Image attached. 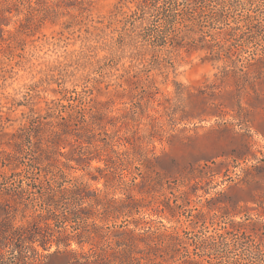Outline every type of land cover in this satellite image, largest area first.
Masks as SVG:
<instances>
[{"label": "rangeland", "instance_id": "obj_1", "mask_svg": "<svg viewBox=\"0 0 264 264\" xmlns=\"http://www.w3.org/2000/svg\"><path fill=\"white\" fill-rule=\"evenodd\" d=\"M30 1L33 18L19 28L30 17ZM58 1L18 0L2 20L0 156L15 155L21 162L16 170L27 168L45 148L62 104L96 105L101 135L75 149L77 136L64 135L60 154L52 153L49 162L59 159L66 181L108 197L138 198L130 212L86 219L88 229L95 222L107 234L100 245L117 248L123 241L129 248L124 230H167L178 235L177 248L147 253L135 239L141 253L135 251L133 264H182L185 258L264 264V64L256 62L264 49V0H198L203 15L184 37L171 41L165 34V42L153 40L151 13H132L134 0H86L82 8L75 0ZM246 17H259L252 29L259 38L241 35ZM36 120L47 123L34 127L20 147L12 145V135ZM125 150L135 166L114 153ZM45 163L40 167L47 169ZM252 165L262 167L247 173ZM10 168L0 165V171ZM23 187L21 202L10 200L9 207L6 198L17 188L11 182L0 187V264H67L70 252L96 248L99 238L88 239L75 217L61 223V211L79 204L60 205L49 234L37 228L27 234L30 241L15 239L12 228L45 213L31 199L37 188ZM237 222L248 225L232 231ZM62 226L67 230L60 234Z\"/></svg>", "mask_w": 264, "mask_h": 264}, {"label": "trees", "instance_id": "obj_2", "mask_svg": "<svg viewBox=\"0 0 264 264\" xmlns=\"http://www.w3.org/2000/svg\"><path fill=\"white\" fill-rule=\"evenodd\" d=\"M18 0H0V38L3 34V28L1 26L2 20L5 19V12H11L12 9L17 8ZM202 1V0H201ZM200 1V2H201ZM6 3L5 6H1V3ZM37 3V0H35ZM40 0H38V3ZM63 0H59L57 5L60 6V3ZM76 4H79L80 8H82L86 0H75ZM135 8L134 14H138L139 17L144 15V13L149 12L153 15V21L157 25L155 27L154 34L152 35L153 40L155 42L161 41L165 42L164 38L165 34L172 35L170 36V40L173 41L175 37L180 35L181 37L185 36L186 29H191L189 27H193V25H189L190 23H194L198 21L199 18L204 13V6L199 5L198 0H134ZM28 8L30 9L29 15L30 17H25L23 20L19 21V28H22L28 24V21L33 18L32 11L36 10L34 5L29 3ZM17 10V9H16ZM262 15H264V10L260 11ZM28 18V20H27ZM260 25L259 17H246L243 19L241 35L246 36V39H256L259 38L258 35L252 32L253 27H258ZM242 27H238V29H243ZM10 35H14L11 34ZM235 37V34H231V38ZM262 56L258 57L256 62H260L261 65L259 67L262 68L264 64V49L261 51ZM254 59V57H253ZM256 62H249L248 67L251 65H256ZM264 67V66H263ZM261 70V69H259ZM244 75L249 74V68L246 71L241 69ZM62 112L65 113H57L55 117L57 121L52 124H49L51 128L49 129V133L46 134L45 140V148H41V151H38L37 157L35 158L36 162L31 164H27V168L23 170H16L19 168V164L21 162L17 161V156L7 154V157L0 156V165L6 166L11 165L10 172L0 171V187L1 185H6V183L11 182V184L15 185L18 189L13 188L14 194L10 195L9 198H6V206L10 200H13L16 203L21 202L19 199L20 195L23 192H27V189L23 190V186L37 188L36 192L37 197H32L31 199H36L40 201V205L43 206L45 213H37L31 215L30 219L23 225L16 226L12 228V234L16 235L14 238L18 241L28 242L27 234L31 233L33 229H40L46 233H50L51 231V219H57L59 213L57 209L62 204H79V207L76 209L75 207H70L61 211L62 217L60 218L61 223L62 220L66 222L70 216L75 217V221H77L79 228H82L86 233H88V239H92L97 236L99 238L98 241L94 243V248L89 253H75L70 252L67 260V264H133L135 261H139V259L135 256V251L140 252L137 249L136 244H134L135 239H139V241H143L148 251H151L156 254V252L164 251L166 254L169 253V250H175L177 248V243L179 242V237L177 234L167 232V230L163 232H159L157 230H146L144 232H140L135 234L133 230H124L121 233L125 236V239L129 241V248L122 247L121 244L123 241L118 242L117 248H105L101 244V241L105 238L107 234L102 232L103 227L98 226L95 222H91V226L93 230L88 229L87 227L90 225L86 219L90 217H108L111 214H117L128 210L130 212L133 208L139 207L140 202L138 198L133 196L132 194H127L125 197H108L107 194H101L97 192V190H89L87 186L78 182H70L66 181L62 177V171L59 166V159L52 158V163L49 162L51 159V154L59 152L56 151V148L59 142L63 139L64 135L74 134L77 136L76 142H74V149L76 147H80L82 142L91 143L97 135H101L103 126L101 125V117L100 113L101 109L96 105H90L89 107H76L72 104L64 105L62 104ZM89 114V117L87 116ZM97 119V121H96ZM47 122H42L39 120L32 121L29 126L21 128L17 134H13L12 145L20 147L21 141L23 138H29L31 135L32 129L36 126H40L46 124ZM97 126V128L95 127ZM45 132V130H44ZM106 134V133H105ZM82 138L83 140H80ZM78 145V146H77ZM116 152V155L121 160V163L126 161L128 164L135 166V158L130 156V154L125 150L122 152ZM89 153V152H88ZM60 154V152H59ZM86 154V151H83V155ZM86 156V155H85ZM84 157H80L83 159ZM44 160H47L46 166L40 167L41 163H44ZM124 160V161H123ZM116 160L111 158V163ZM53 166L56 168L53 169ZM66 166V164L64 165ZM262 166L252 165L250 168H246V172L249 173L253 168L258 170ZM30 171H29V170ZM36 169L38 172H34ZM41 170H44V173H40ZM36 175L41 176V178L35 177ZM145 183V182H144ZM136 182H132L131 184H127L126 189L131 188L136 185ZM87 202L86 207H82L80 204ZM9 207V205H8ZM4 211H7L5 208ZM4 214V213H3ZM77 219V220H76ZM247 223L237 222L231 225V229H240L244 226H247ZM75 227V226H72ZM60 234H63V231L67 230L66 226L60 227ZM74 229V228H73ZM78 230V227H77ZM78 232V231H77ZM227 232H230L227 229ZM4 235H8L3 232ZM48 234H42L45 237L44 240H47ZM80 235V232L77 233ZM67 235V234H66ZM136 238H135V237ZM9 238L10 236H6ZM11 238V237H10ZM66 238V237H65ZM126 245V243H125ZM60 253L59 250H56L51 253V255H58ZM141 253V252H140ZM162 258L164 256L161 254ZM71 258H74L73 261H70ZM82 259V260H80ZM156 263V262H155ZM154 263V264H155ZM182 264H200L198 261L194 259H183ZM210 264V263H209Z\"/></svg>", "mask_w": 264, "mask_h": 264}]
</instances>
